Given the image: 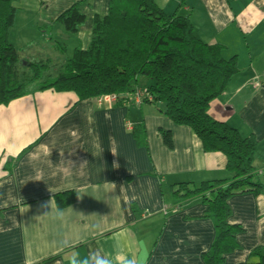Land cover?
Wrapping results in <instances>:
<instances>
[{
  "label": "crops",
  "instance_id": "1",
  "mask_svg": "<svg viewBox=\"0 0 264 264\" xmlns=\"http://www.w3.org/2000/svg\"><path fill=\"white\" fill-rule=\"evenodd\" d=\"M66 2L53 10V23L72 6ZM93 2H104V14L86 7L80 32L91 33L93 17L106 15L108 0ZM156 2L169 15L189 17L196 36L224 46L226 59L246 54L245 36L264 25V0ZM248 70L245 75L240 68L210 114L242 137L258 139L254 166L264 189V72L252 65ZM75 102L72 94L47 91L0 108V264H70L73 252L86 257L97 250L113 256L123 250L137 264H204L215 239L206 207L196 199L176 209L169 195L178 183L231 179L224 155L205 153L191 129L152 106L87 100L73 107ZM139 122L146 148L134 135ZM162 132L172 133L173 150ZM66 192L78 202L61 211L54 197ZM230 205L231 223L245 232L238 238L240 251L226 264H248L256 248L264 249V190L235 197Z\"/></svg>",
  "mask_w": 264,
  "mask_h": 264
},
{
  "label": "trees",
  "instance_id": "2",
  "mask_svg": "<svg viewBox=\"0 0 264 264\" xmlns=\"http://www.w3.org/2000/svg\"><path fill=\"white\" fill-rule=\"evenodd\" d=\"M21 1L0 0V108L47 91L74 95L73 107L114 97L119 106L132 109L137 101L140 106L156 108L174 125L191 129L205 153L224 155L232 178L200 185L175 184L170 202L179 209L201 200L206 207L204 217L215 229L203 262L226 264L229 256L240 251L238 238L245 232L231 223L230 201L264 190L256 182L254 166L258 139L242 137L237 129L210 114L211 105L240 75L239 58L226 59L224 46L200 40L189 17L167 14L156 0H108L106 15L96 14L92 19L88 48H75L72 57L61 64L51 59L27 60L22 53L28 46L18 49L9 41L17 14L26 11L18 6ZM36 3L38 8L45 5L43 0ZM91 5L90 0H79L57 17L54 24L63 27L60 36L64 40H72L86 26L85 9ZM56 43L52 49L65 53L67 45ZM141 78L148 81L143 87ZM134 135L138 146L146 148L143 122L135 124ZM162 137L164 145L173 150L172 133L162 132ZM54 200L61 211L78 202L74 192L58 194ZM248 264H264V249L256 248Z\"/></svg>",
  "mask_w": 264,
  "mask_h": 264
},
{
  "label": "rangeland",
  "instance_id": "3",
  "mask_svg": "<svg viewBox=\"0 0 264 264\" xmlns=\"http://www.w3.org/2000/svg\"><path fill=\"white\" fill-rule=\"evenodd\" d=\"M40 1L41 0H38L36 2ZM44 1L45 5H43L42 7L39 6V8V3L34 2V0H22L20 3H18V6L21 9L24 8L26 11H20L17 14L15 25L10 32L9 41L18 49L26 48L28 46L26 52L22 53L24 59H51L53 63L61 64L62 62L72 57L75 48H88L92 36L90 30L88 28H85L82 30V32L78 33L77 36H75V38H73L72 40H64L60 36V32L63 31V27L60 24H54L53 20L51 19V14L53 10H55L57 5H59L60 3H65L67 1L66 3H69L71 6L72 4L76 3L77 0ZM90 1L92 7L91 11L89 12L99 11L101 14H104V2H102L101 4H96V2H93L95 0ZM107 11L108 7L106 6V13ZM39 12L41 14L38 15ZM38 24H40L39 28H42L43 31L46 30V32L42 33L41 30L37 29ZM52 26H54L53 29H51ZM263 35L264 25L262 27H259L258 29L256 28L252 33L245 36L247 42V46L245 47L246 54L239 55L241 61V67L239 68H241V70H244L245 75L250 74V70H248L250 69V65L255 66L254 71L256 73L258 72L262 74L264 72V38L262 39ZM56 42H61L62 44L65 43L67 45V50L65 53L62 54L52 49L53 45L57 44ZM247 47H250V51L247 50ZM231 49L233 51H236V49L233 47H231ZM251 53H253V57L251 56ZM234 56L236 55H232V57ZM256 59H260V61L257 62ZM244 64H246V69H244ZM146 82L148 81L144 78H141V87L145 86Z\"/></svg>",
  "mask_w": 264,
  "mask_h": 264
},
{
  "label": "clouds",
  "instance_id": "4",
  "mask_svg": "<svg viewBox=\"0 0 264 264\" xmlns=\"http://www.w3.org/2000/svg\"><path fill=\"white\" fill-rule=\"evenodd\" d=\"M53 201V200H52ZM52 201L43 204L41 207L47 209ZM45 212L44 215H46ZM60 216L62 212L58 213ZM59 264V262H58ZM70 264H137L134 256H129L125 251H118L114 256L111 253H103L99 250L90 252L86 257H81L79 253L73 252L70 258Z\"/></svg>",
  "mask_w": 264,
  "mask_h": 264
},
{
  "label": "built area",
  "instance_id": "5",
  "mask_svg": "<svg viewBox=\"0 0 264 264\" xmlns=\"http://www.w3.org/2000/svg\"><path fill=\"white\" fill-rule=\"evenodd\" d=\"M262 82L260 83V87L264 88V77L261 80ZM100 102H104V103H109V102H116V99L114 97H103L101 99H99Z\"/></svg>",
  "mask_w": 264,
  "mask_h": 264
}]
</instances>
